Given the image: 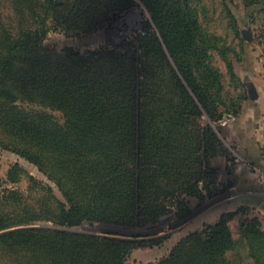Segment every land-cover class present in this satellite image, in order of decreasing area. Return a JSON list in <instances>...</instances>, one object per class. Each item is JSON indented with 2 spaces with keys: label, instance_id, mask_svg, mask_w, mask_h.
Wrapping results in <instances>:
<instances>
[{
  "label": "trees",
  "instance_id": "16d2710c",
  "mask_svg": "<svg viewBox=\"0 0 264 264\" xmlns=\"http://www.w3.org/2000/svg\"><path fill=\"white\" fill-rule=\"evenodd\" d=\"M137 1L147 17L134 39L81 50L46 44L50 25L67 37L90 35L134 0H0V146L54 184L18 161L9 166L10 186L0 189V264H129L132 248L162 237L72 227L142 228L173 208L181 219L190 198L202 202L219 192L211 163L225 149L201 119H218L220 106L239 110L244 89L235 96L225 90L213 59L218 54L239 80L230 54L240 56L208 26L204 0ZM233 1L221 0V11L243 51L246 34ZM241 2L247 25L264 12V0ZM23 177L26 191L15 186ZM236 213L223 211L158 260L133 264H264L257 217L240 222L249 260L229 258Z\"/></svg>",
  "mask_w": 264,
  "mask_h": 264
},
{
  "label": "rangeland",
  "instance_id": "374dc122",
  "mask_svg": "<svg viewBox=\"0 0 264 264\" xmlns=\"http://www.w3.org/2000/svg\"><path fill=\"white\" fill-rule=\"evenodd\" d=\"M204 2L209 8L208 26L210 29L226 35L227 41L235 47L240 56V59H237L234 53L230 54L234 71L239 77V80H236L230 78L223 59L218 54H214L213 61L223 73L225 90L235 96L241 89H244L246 98L240 101V108L236 112L233 109H227L225 106L219 107L222 114L225 112L235 114V120L232 123L222 125L217 123V119L213 120L207 116H203L201 119L202 125L213 129L225 149V154L217 157L211 163V166L218 167L219 170V192L216 195L206 197L202 202L190 198L191 210L184 218L177 219L175 208H173L171 212L142 228L128 229L88 222L72 227L73 229L100 234L162 237L158 243H148L132 248L126 256V262L129 264L158 260L167 254L171 247L187 232L204 228L207 224L214 222L218 215L226 210H237L234 219L229 221L236 240L234 249L228 252L229 258L234 260L233 263L239 262L236 254H241L244 256V260L246 258L249 260L246 256L249 245L240 226L241 220L247 216L257 217L259 227L264 229V140L262 145L255 140L259 135L258 125H261L260 131L264 135V114L261 113L255 99L250 97L249 87L246 86L247 79L249 80L253 73L264 82V38L261 35V32L264 33V12L254 14L253 19L250 18L251 23L247 25L246 22L249 19L244 17L241 0L233 1V10L238 16L239 24L249 37L246 38L245 49L240 51L238 41L233 39V34L226 25V19L221 11V0H204ZM146 17L144 7L137 0H134L132 7L113 19L107 29L83 37H67L50 25L51 28L47 33L45 43L56 48L69 44L84 50L105 45L108 41H118L125 38L134 39ZM256 154H259L263 160H258ZM16 161L37 179L54 185L37 166L0 146V189L10 186L4 179L7 169ZM15 186L26 191L28 180L23 177L15 183ZM54 191L60 195L55 187ZM41 223L51 225L50 222L46 221H41Z\"/></svg>",
  "mask_w": 264,
  "mask_h": 264
},
{
  "label": "crops",
  "instance_id": "0c3cea01",
  "mask_svg": "<svg viewBox=\"0 0 264 264\" xmlns=\"http://www.w3.org/2000/svg\"><path fill=\"white\" fill-rule=\"evenodd\" d=\"M246 84L250 88V90L253 92V95L250 94V97L255 99V103H258L257 106H259L260 111L262 114H264V82L263 80L259 78V76L253 75L250 77V79L246 81ZM255 94V95H254ZM255 96V98H254ZM257 99V100H256ZM220 109V108H219ZM259 128V135L256 137V142H258L260 145L263 144V134L260 131L261 125H258ZM261 153V152H260ZM257 159H262V157L258 154H256ZM263 160V159H262Z\"/></svg>",
  "mask_w": 264,
  "mask_h": 264
},
{
  "label": "built area",
  "instance_id": "2783aa9c",
  "mask_svg": "<svg viewBox=\"0 0 264 264\" xmlns=\"http://www.w3.org/2000/svg\"><path fill=\"white\" fill-rule=\"evenodd\" d=\"M235 120V114L233 112H225L218 119L217 123L219 124H229Z\"/></svg>",
  "mask_w": 264,
  "mask_h": 264
},
{
  "label": "flooded vegetation",
  "instance_id": "af4514ba",
  "mask_svg": "<svg viewBox=\"0 0 264 264\" xmlns=\"http://www.w3.org/2000/svg\"><path fill=\"white\" fill-rule=\"evenodd\" d=\"M249 92L252 94L253 92L250 90V88H249Z\"/></svg>",
  "mask_w": 264,
  "mask_h": 264
},
{
  "label": "water",
  "instance_id": "95a60500",
  "mask_svg": "<svg viewBox=\"0 0 264 264\" xmlns=\"http://www.w3.org/2000/svg\"><path fill=\"white\" fill-rule=\"evenodd\" d=\"M246 38H249L248 35H245Z\"/></svg>",
  "mask_w": 264,
  "mask_h": 264
}]
</instances>
